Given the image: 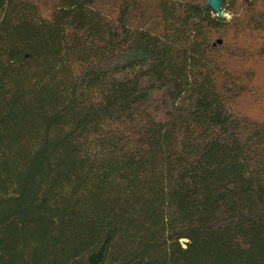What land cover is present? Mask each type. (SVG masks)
<instances>
[{
	"label": "trees",
	"instance_id": "1",
	"mask_svg": "<svg viewBox=\"0 0 264 264\" xmlns=\"http://www.w3.org/2000/svg\"><path fill=\"white\" fill-rule=\"evenodd\" d=\"M221 2L44 0V43L0 36V264H264V0Z\"/></svg>",
	"mask_w": 264,
	"mask_h": 264
},
{
	"label": "rangeland",
	"instance_id": "2",
	"mask_svg": "<svg viewBox=\"0 0 264 264\" xmlns=\"http://www.w3.org/2000/svg\"><path fill=\"white\" fill-rule=\"evenodd\" d=\"M43 1L6 0L5 5L0 8V36L18 34L39 44L44 43L48 37L49 29L40 21L38 15ZM258 83L264 88V74ZM244 109L249 114L256 115L258 105L252 99L247 100Z\"/></svg>",
	"mask_w": 264,
	"mask_h": 264
},
{
	"label": "water",
	"instance_id": "3",
	"mask_svg": "<svg viewBox=\"0 0 264 264\" xmlns=\"http://www.w3.org/2000/svg\"><path fill=\"white\" fill-rule=\"evenodd\" d=\"M207 5L219 19H222L225 17L224 12L222 10L221 0H208Z\"/></svg>",
	"mask_w": 264,
	"mask_h": 264
},
{
	"label": "clouds",
	"instance_id": "4",
	"mask_svg": "<svg viewBox=\"0 0 264 264\" xmlns=\"http://www.w3.org/2000/svg\"><path fill=\"white\" fill-rule=\"evenodd\" d=\"M224 15L227 19H231V15L229 13H224Z\"/></svg>",
	"mask_w": 264,
	"mask_h": 264
}]
</instances>
